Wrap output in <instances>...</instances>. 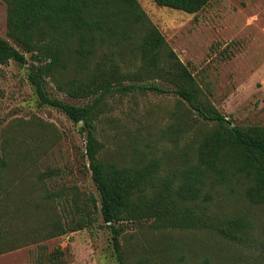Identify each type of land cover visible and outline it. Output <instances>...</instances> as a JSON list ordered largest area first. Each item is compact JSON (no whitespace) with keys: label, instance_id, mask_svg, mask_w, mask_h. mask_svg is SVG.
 I'll return each instance as SVG.
<instances>
[{"label":"trees","instance_id":"trees-1","mask_svg":"<svg viewBox=\"0 0 264 264\" xmlns=\"http://www.w3.org/2000/svg\"><path fill=\"white\" fill-rule=\"evenodd\" d=\"M4 1L8 37L0 35V63L25 65L30 54L34 63L29 80L40 104L54 106L82 124L84 154L98 190L97 195L76 186L72 192H46L45 197L54 206L57 200L65 212L64 220H44L37 213V231L22 234L54 238L99 222L111 230L120 264H150L148 259L131 263L121 236L130 223L151 220L154 229L208 231L229 242L215 253L219 264L236 262L230 243L259 251L240 258L242 264H264V125L237 124L205 98L191 69L139 0ZM154 1L188 13L211 2ZM48 79L72 98L93 101L77 104L52 97ZM149 90L175 93L196 111L197 119L185 111L174 112L175 121L163 131L176 147L184 141L185 149L171 159L153 154L120 162L107 157L97 135L100 106L118 93ZM9 158L0 156V227L3 211H12L13 205L8 197ZM61 172L49 169L40 177ZM20 200L25 207L32 204ZM233 202L242 207L224 212V205ZM12 240L0 229V253L15 248Z\"/></svg>","mask_w":264,"mask_h":264},{"label":"rangeland","instance_id":"rangeland-1","mask_svg":"<svg viewBox=\"0 0 264 264\" xmlns=\"http://www.w3.org/2000/svg\"><path fill=\"white\" fill-rule=\"evenodd\" d=\"M139 1L191 69L205 98L237 124L264 125V0H211L197 13L154 0ZM7 17V4L0 0V35L6 38ZM33 63L30 54L25 65L0 63V156L11 157L7 176L8 197L13 200L12 211H3L0 229L15 239V248L0 253V264H120L112 232L99 222L54 238L41 235L29 239L22 234L37 231V213L44 220L60 216L64 220L65 212L57 200L54 206L45 197L46 192L61 188L72 192L76 186L98 194L84 154L87 141L80 130L82 124L54 106L40 104L29 80ZM158 83L171 89L161 80ZM47 89L52 97L65 101H93L70 97L50 79ZM182 111L199 118L172 92L149 90L108 97L97 119L104 153L120 162L153 154L177 158L185 149L184 141L176 147L163 131L175 121L173 113ZM54 168L62 172L41 179V173ZM21 198L32 204L25 207ZM219 200L224 204L222 195ZM241 207L238 202L226 203L224 212ZM121 242L131 263L148 259L150 264H203L206 259L219 264L215 253L220 245L229 243L208 231L154 229L151 220L127 225ZM231 244L227 246L236 255L234 264L259 252Z\"/></svg>","mask_w":264,"mask_h":264}]
</instances>
